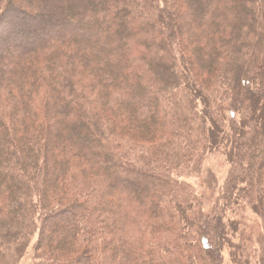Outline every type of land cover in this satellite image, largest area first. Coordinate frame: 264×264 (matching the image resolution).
Instances as JSON below:
<instances>
[{
    "label": "trees",
    "instance_id": "obj_1",
    "mask_svg": "<svg viewBox=\"0 0 264 264\" xmlns=\"http://www.w3.org/2000/svg\"><path fill=\"white\" fill-rule=\"evenodd\" d=\"M5 44L0 264H264V0H0ZM220 151L204 212L175 172Z\"/></svg>",
    "mask_w": 264,
    "mask_h": 264
},
{
    "label": "rangeland",
    "instance_id": "obj_2",
    "mask_svg": "<svg viewBox=\"0 0 264 264\" xmlns=\"http://www.w3.org/2000/svg\"><path fill=\"white\" fill-rule=\"evenodd\" d=\"M9 50L12 52L19 51L14 44L0 46V51ZM2 52H0L1 54ZM204 82V78L201 79ZM230 166L227 162L223 152H214L202 157L200 163H195L194 167H183L178 169L175 175H178L180 180L185 184L190 191H194L198 199V208L204 212H210L214 206L220 203L222 189L228 177ZM228 219L240 221L242 223L241 231L250 235L254 240L263 235L262 222L252 210L245 204L240 205L232 211H228ZM67 219L70 216L66 217ZM64 217V219H66ZM53 222L56 221L54 218ZM38 233L35 234L28 245L27 251L17 264H34L36 263V243L38 240ZM225 264H231L229 260V252L224 253Z\"/></svg>",
    "mask_w": 264,
    "mask_h": 264
}]
</instances>
